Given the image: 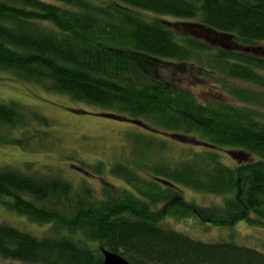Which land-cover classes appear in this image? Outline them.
Wrapping results in <instances>:
<instances>
[{
    "label": "trees",
    "instance_id": "obj_1",
    "mask_svg": "<svg viewBox=\"0 0 264 264\" xmlns=\"http://www.w3.org/2000/svg\"><path fill=\"white\" fill-rule=\"evenodd\" d=\"M150 17L179 20L186 34ZM262 52L264 0H0V73L150 132L130 135L129 160L110 169L123 187L100 196L60 177L0 167V207L54 233L39 238L0 223V258L100 264L107 250L129 264H264L255 249L167 229L153 209L201 218L181 199L186 188L225 197L224 218L208 212L210 223L264 227V123L243 107L201 104L171 78L192 67L264 90ZM233 95L249 100L241 90ZM20 111L0 103V127L23 126L30 117ZM186 139L192 144L177 162L158 158L166 142ZM219 149L238 163L223 164Z\"/></svg>",
    "mask_w": 264,
    "mask_h": 264
},
{
    "label": "rangeland",
    "instance_id": "obj_2",
    "mask_svg": "<svg viewBox=\"0 0 264 264\" xmlns=\"http://www.w3.org/2000/svg\"><path fill=\"white\" fill-rule=\"evenodd\" d=\"M150 19L158 20L175 30L176 35L186 34L179 20L170 17ZM186 68V73L171 75L176 88L192 94L201 104L213 101L246 108L264 123V90L237 80L224 79L220 82L216 77L201 76L202 72L196 68ZM238 90L248 96L247 102L233 95ZM0 103L16 104L21 107L20 112L30 117L23 126L0 127V167L7 166L28 175L60 177L76 188L83 185L92 189L97 196H100L104 188L113 187L116 190L123 187V182L110 169L115 164L129 160L130 135L150 133L146 128L121 116L107 118L104 115L108 112L100 108L72 101L67 95L49 92L38 84L21 82L9 73H0ZM43 120L47 126H43ZM184 144L172 140L166 142V153L158 158L167 160L169 164L177 162L181 159L180 153L186 152L192 142L186 139ZM195 151L201 152L202 149L197 148ZM217 152L222 154L223 164L232 168L238 163V158H233L229 150L219 149ZM180 197L195 206L202 217L171 216L168 208L159 204L153 209L159 214L162 226L195 241L233 243L264 254V227L250 226L245 221L228 226L208 221V212L217 220L224 218L220 210L224 196L196 193L182 188ZM0 223L39 238L54 234L50 225L31 223L25 217L1 207ZM59 234L67 233L61 231ZM0 264L22 263L0 258Z\"/></svg>",
    "mask_w": 264,
    "mask_h": 264
},
{
    "label": "water",
    "instance_id": "obj_3",
    "mask_svg": "<svg viewBox=\"0 0 264 264\" xmlns=\"http://www.w3.org/2000/svg\"><path fill=\"white\" fill-rule=\"evenodd\" d=\"M103 256L102 262L100 264H129L120 255L109 252L107 250H101Z\"/></svg>",
    "mask_w": 264,
    "mask_h": 264
}]
</instances>
